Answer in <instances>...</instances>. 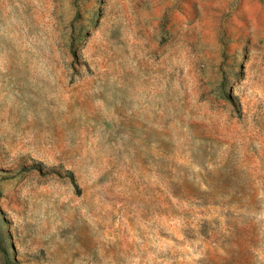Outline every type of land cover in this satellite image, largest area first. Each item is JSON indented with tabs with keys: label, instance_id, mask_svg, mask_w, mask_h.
<instances>
[{
	"label": "rangeland",
	"instance_id": "rangeland-1",
	"mask_svg": "<svg viewBox=\"0 0 264 264\" xmlns=\"http://www.w3.org/2000/svg\"><path fill=\"white\" fill-rule=\"evenodd\" d=\"M0 264H264V0H0Z\"/></svg>",
	"mask_w": 264,
	"mask_h": 264
}]
</instances>
